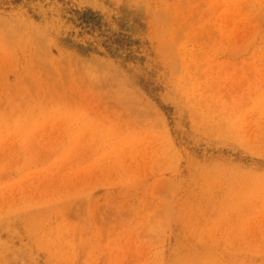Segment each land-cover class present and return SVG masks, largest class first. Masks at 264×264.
<instances>
[{"label": "rangeland", "instance_id": "rangeland-1", "mask_svg": "<svg viewBox=\"0 0 264 264\" xmlns=\"http://www.w3.org/2000/svg\"><path fill=\"white\" fill-rule=\"evenodd\" d=\"M0 264H264V0H0Z\"/></svg>", "mask_w": 264, "mask_h": 264}, {"label": "trees", "instance_id": "trees-1", "mask_svg": "<svg viewBox=\"0 0 264 264\" xmlns=\"http://www.w3.org/2000/svg\"><path fill=\"white\" fill-rule=\"evenodd\" d=\"M77 14L82 26L86 28H91L96 24V18L94 13L89 11L82 14L80 12H77Z\"/></svg>", "mask_w": 264, "mask_h": 264}, {"label": "bare ground", "instance_id": "bare-ground-1", "mask_svg": "<svg viewBox=\"0 0 264 264\" xmlns=\"http://www.w3.org/2000/svg\"><path fill=\"white\" fill-rule=\"evenodd\" d=\"M108 71V70H107ZM100 78V77H99ZM114 82V81H113ZM127 94V93H126Z\"/></svg>", "mask_w": 264, "mask_h": 264}]
</instances>
